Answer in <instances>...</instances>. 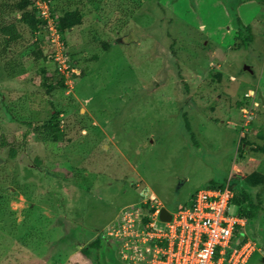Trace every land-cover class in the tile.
<instances>
[{
    "label": "rangeland",
    "instance_id": "374dc122",
    "mask_svg": "<svg viewBox=\"0 0 264 264\" xmlns=\"http://www.w3.org/2000/svg\"><path fill=\"white\" fill-rule=\"evenodd\" d=\"M17 2L0 0V26ZM52 2L55 16L82 15L64 35L72 72L34 64L21 23L0 56V134L27 135L0 149V264H122V240L106 232L144 190L169 211L211 182L235 180L257 199L264 186L244 179L264 176V0ZM5 61L29 74L7 78ZM55 116V142L23 124ZM261 214L246 226L256 250L245 264H264Z\"/></svg>",
    "mask_w": 264,
    "mask_h": 264
},
{
    "label": "built area",
    "instance_id": "2783aa9c",
    "mask_svg": "<svg viewBox=\"0 0 264 264\" xmlns=\"http://www.w3.org/2000/svg\"><path fill=\"white\" fill-rule=\"evenodd\" d=\"M35 6L45 20L35 36L44 33L49 59L66 77L73 68L55 27V14L44 0H36ZM232 198L228 181L223 188H202L190 202L168 210L169 221H161L162 202L152 190H144L135 203L120 208L106 236L108 240L109 236L122 240L118 246L124 264H245L256 250V243L249 237L242 241L247 236V219L239 215Z\"/></svg>",
    "mask_w": 264,
    "mask_h": 264
},
{
    "label": "trees",
    "instance_id": "16d2710c",
    "mask_svg": "<svg viewBox=\"0 0 264 264\" xmlns=\"http://www.w3.org/2000/svg\"><path fill=\"white\" fill-rule=\"evenodd\" d=\"M35 1L36 0H18L16 3L15 7L12 8L14 9L18 15L16 19H12L11 21H8L7 23H2L0 26V56L3 55V59L5 58V53L7 48H9L10 44L15 43L18 39L22 38V34L20 30L18 29V24L21 23L26 28H28L29 32L31 33L32 38H36L35 41L30 42V46L27 48L28 53V58L32 59L34 64H38V62L41 60L43 62L49 60L50 56V51H48L47 48H44L41 46V44L37 41L38 38L41 36L44 39V33L41 32L38 34V36H35V31L41 27L42 24L45 23V20L39 16V10L35 6ZM49 4L51 9L54 12L55 5H53V0H44ZM92 1V0H91ZM31 7V8H30ZM11 9V10H12ZM53 14V13H52ZM55 20V27L59 31V33L62 36V40L64 41V35L67 34L68 32H71L75 27H77L82 20V15L80 14V10L77 9H61V12L59 15L54 16ZM243 29L247 31V35L242 34V41L243 44L245 45L246 42L251 38L250 36V30L251 27L250 25H244ZM45 40V39H44ZM104 47L108 46L107 42H102ZM67 43L64 41L65 47ZM50 61V60H49ZM71 67L72 61L70 60ZM15 66L17 64L15 63ZM4 74L7 76V78L11 77H18L21 74L25 72V68L22 67L20 70H15L13 65L11 63H8V61H5L4 66H2ZM43 70V69H42ZM44 71V70H43ZM55 72L61 77L64 78L63 75H61L55 66ZM24 74L28 75L29 72H25ZM13 76V77H12ZM59 84L62 86V80L60 79ZM46 92L49 93L50 90L54 87L51 82L47 83L46 85ZM23 124L26 125L27 128H29L32 132V134L38 139V140H45V141H51L55 142L60 139V135L62 130L60 129V121L56 118L46 120L38 125H33L31 127V122L28 121H23ZM186 125L189 128L188 121H186ZM26 134L24 132H18L17 130L15 132H11L9 134L1 133L0 134V149L1 148H7V147H16L17 144L23 138H26ZM193 136V133H192ZM250 136L247 135L245 140H248ZM252 150H255L251 148ZM256 151H260L261 153L264 152V147L259 146ZM38 164H40V161H38ZM264 176L261 173L257 172H252L251 174L247 175L244 179V181L249 185V186H254L256 184L261 183V186H264ZM237 181H228L229 188L233 191V198L232 201L237 205L238 207V213L239 215L244 216L247 219V226L252 222V220L256 219L259 212L260 214L263 212L264 209L262 207V202L260 200V196L262 194V191L264 190V187L260 189L257 192V199L253 198L250 193H248L245 188L243 189H236V183ZM227 183V182H226ZM226 183H221L220 185H217L215 182H211L210 186L206 187H220L223 188ZM193 197V196H192ZM191 200V199H190ZM190 202V201H189ZM263 214H261L262 216ZM246 228V227H245ZM245 235V234H244ZM246 235H247V229H246ZM101 236V235H100ZM99 236V237H100ZM98 237V241L99 238ZM248 236H243L242 241ZM102 240H106L102 238ZM90 246H96L97 247V242L94 241L90 243ZM120 259V258H119ZM122 264L124 262L120 259Z\"/></svg>",
    "mask_w": 264,
    "mask_h": 264
},
{
    "label": "water",
    "instance_id": "95a60500",
    "mask_svg": "<svg viewBox=\"0 0 264 264\" xmlns=\"http://www.w3.org/2000/svg\"><path fill=\"white\" fill-rule=\"evenodd\" d=\"M159 219L161 221H169L171 219V214L169 213L168 209L162 207L159 211Z\"/></svg>",
    "mask_w": 264,
    "mask_h": 264
},
{
    "label": "clouds",
    "instance_id": "9594fccd",
    "mask_svg": "<svg viewBox=\"0 0 264 264\" xmlns=\"http://www.w3.org/2000/svg\"><path fill=\"white\" fill-rule=\"evenodd\" d=\"M139 197H140V195L138 196V198H139ZM138 198H137V200H138ZM137 200H136V201H137ZM165 208H166V207H165ZM166 209H167V208H166Z\"/></svg>",
    "mask_w": 264,
    "mask_h": 264
}]
</instances>
